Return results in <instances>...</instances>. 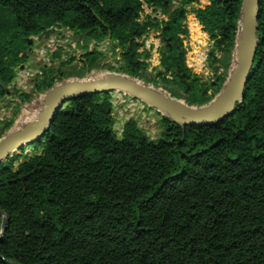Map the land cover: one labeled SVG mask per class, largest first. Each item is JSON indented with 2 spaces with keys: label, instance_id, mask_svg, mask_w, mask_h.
<instances>
[{
  "label": "trees",
  "instance_id": "16d2710c",
  "mask_svg": "<svg viewBox=\"0 0 264 264\" xmlns=\"http://www.w3.org/2000/svg\"><path fill=\"white\" fill-rule=\"evenodd\" d=\"M209 1L195 10L215 43L204 82L183 43L193 0H147L161 20H141L142 0H0V99L28 60L30 39L59 28L81 36L82 66L41 68L36 91L108 67L205 109L236 71L246 0ZM258 21L244 100L228 119L194 126L162 116L158 139L131 119L119 138L111 92L86 95L0 163V264H264V0ZM153 30L164 41L155 75L140 52ZM105 41L119 68L98 49ZM10 126L0 125V138ZM34 145L40 154L26 152Z\"/></svg>",
  "mask_w": 264,
  "mask_h": 264
},
{
  "label": "rangeland",
  "instance_id": "374dc122",
  "mask_svg": "<svg viewBox=\"0 0 264 264\" xmlns=\"http://www.w3.org/2000/svg\"><path fill=\"white\" fill-rule=\"evenodd\" d=\"M193 1L194 2L187 7L188 15L185 21L189 28V33L186 36H183V43L187 49L186 62L192 71L199 75L204 82H206L209 81L213 75L209 56L211 51L215 48V43L210 39L208 33L203 30L200 22H198L196 19L195 10L204 9V7L210 4V1ZM142 2L143 11L141 13V20L148 16L157 18L159 12L157 13L152 5L147 2V0H142ZM196 23H199L200 28H195ZM32 39L34 42L32 44V50L29 51V58L23 65H20L17 68V74L24 71L43 72V69H41L43 67H52L56 70L61 68L60 71L69 74L72 68H80L82 66L81 58L83 54V41L81 36L75 35L74 32L68 29L58 28L48 39H38L37 36H33ZM50 41H55L56 45L54 47L56 48L53 51L48 50L47 54L45 55H41L39 51ZM140 44L142 45L140 52L143 53L142 58L145 59L146 57V62L149 66V73L155 75L157 70L160 68V50L164 46V41L162 38H160V33L153 30L140 42ZM98 46L99 50L108 52L106 63H109L113 67L119 68V65L117 64L119 59L109 51L111 46L108 41H105ZM94 48L95 46L91 44L90 49L93 50ZM55 52H60L61 56L54 57ZM147 53L149 56H146ZM202 55L205 57L203 61L200 59ZM66 61L72 62L70 65H62L63 62ZM55 75H58V73ZM120 77L133 80L125 74H118L111 71L108 67L95 69L86 80L97 81L98 79H111ZM35 79L36 77L34 76H25V79L17 76L8 89L9 95L4 99H0V125L5 126L11 123V126L8 128V130L2 134L0 142L13 133L28 131L35 121L41 119L42 113L45 112V99L48 91H36L35 82L33 81ZM70 81H75V79L69 78L63 82ZM133 81L143 84L146 88H152L162 96L164 95L166 98L171 99L167 90L162 88L163 84H159V81L158 85L150 86H146L142 81ZM231 82L232 80H230L227 85L229 86ZM59 83L62 82H58L57 84ZM111 94L113 104L111 117L113 119L114 132H116L119 138L122 136V130L125 124L131 119L137 121L138 127L141 130L147 132L148 137L152 139L159 138L161 131L158 126V121L163 116L161 113L153 109L151 105L146 103L144 100L136 99L132 95L123 91H113ZM36 146L37 145L31 147L33 149L27 148L26 152L33 155L34 153L40 154L42 150L41 148L37 150L34 149ZM23 161H25V159ZM18 165L19 162L17 163V167Z\"/></svg>",
  "mask_w": 264,
  "mask_h": 264
},
{
  "label": "water",
  "instance_id": "95a60500",
  "mask_svg": "<svg viewBox=\"0 0 264 264\" xmlns=\"http://www.w3.org/2000/svg\"><path fill=\"white\" fill-rule=\"evenodd\" d=\"M261 2L262 0L245 1L241 13L242 23L237 48L238 65L230 79L232 80L229 85L230 88L226 85L222 96L214 100L205 109H192L184 103L162 96L157 91L140 90L133 84L124 82L119 78L98 79L97 81L76 79L75 81L62 82L47 92L45 112L42 113L40 120L35 121L28 131L13 133L0 142V163L23 145L42 137L54 122L57 111L62 106L86 95L112 93L113 91L128 92L134 98L144 100L163 116H168L179 124L190 123L194 126H207L228 119L235 112L236 105L244 100L245 85L254 66L253 61L258 48L256 33L259 28L258 19L261 13ZM55 31V28L46 30L38 36V39H48ZM227 88L229 89L227 90ZM177 118H182L183 121H178ZM138 131L142 130L138 128ZM143 135L148 136L145 131H143Z\"/></svg>",
  "mask_w": 264,
  "mask_h": 264
},
{
  "label": "built area",
  "instance_id": "2783aa9c",
  "mask_svg": "<svg viewBox=\"0 0 264 264\" xmlns=\"http://www.w3.org/2000/svg\"><path fill=\"white\" fill-rule=\"evenodd\" d=\"M157 18L158 19H163L164 18V16L162 15V14H160V13H158V15H157ZM56 44H55V41H50L45 47H43L40 51H39V53L41 54V55H45V54H47V51L48 50H50V51H53L56 47H54ZM18 73V72H17ZM26 73V74H25ZM43 74V72L42 71H37V72H30V71H24V72H22V73H19V74H17V76L18 77H22L23 79H25V76L26 77H36V79H37V77L38 76H41ZM35 79V80H36ZM35 80H33V81H35Z\"/></svg>",
  "mask_w": 264,
  "mask_h": 264
},
{
  "label": "bare ground",
  "instance_id": "6f19581e",
  "mask_svg": "<svg viewBox=\"0 0 264 264\" xmlns=\"http://www.w3.org/2000/svg\"><path fill=\"white\" fill-rule=\"evenodd\" d=\"M193 25V24H192ZM195 28H200V25H199V23H196L195 24ZM192 29V28H191ZM204 56L202 55L201 56V60L203 61L204 60ZM119 79H121L122 81H124V82H127V83H131V84H133L136 88H138V89H144V90H149V91H152V92H155V90H153L152 88H146L143 84H139V82L137 83V82H134L133 80H130V79H128V78H122V77H120ZM229 88H230V86H228ZM229 88H227V90L229 89ZM124 92V91H123ZM125 93H128V92H125ZM128 94H130V93H128ZM177 120L178 121H183V119L182 118H177ZM21 121V120H20Z\"/></svg>",
  "mask_w": 264,
  "mask_h": 264
}]
</instances>
